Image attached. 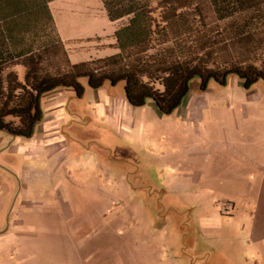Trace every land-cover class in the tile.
<instances>
[{
    "label": "rangeland",
    "instance_id": "1",
    "mask_svg": "<svg viewBox=\"0 0 264 264\" xmlns=\"http://www.w3.org/2000/svg\"><path fill=\"white\" fill-rule=\"evenodd\" d=\"M87 2L98 11L102 8L100 0ZM53 4L55 23L69 25L67 2ZM76 6L73 9L79 10ZM88 19L78 22L79 29L74 30L88 28L85 22L94 20ZM197 82H190L182 102L190 97L195 100L192 106H183L182 113L179 107L169 115L159 113L152 100L140 108L130 106L121 83H104L99 90L86 86L82 98L68 103L77 114L66 110L60 129L63 140L40 150L33 146L32 137L15 136L26 145L19 156L11 151L16 141L8 142L5 131H0V264L260 263L261 256L244 228L250 215L224 217L221 224L211 219L218 208L220 216L233 209L224 196L235 187L223 183L210 192L208 177L196 184L178 175L188 168L182 152L192 148L197 138L209 158L236 165L239 153L248 160L261 159L264 81L246 90L231 75L224 86L211 80L204 91ZM106 88L111 89L114 104L102 98ZM130 110L146 111L142 134L118 126L117 114ZM75 115L85 122H72ZM83 147L87 154L77 155ZM204 162L207 168L209 159ZM229 168L224 161L213 167L221 178L229 176ZM251 183L249 179L240 185L244 195ZM163 192L174 193L175 210L169 212Z\"/></svg>",
    "mask_w": 264,
    "mask_h": 264
},
{
    "label": "trees",
    "instance_id": "2",
    "mask_svg": "<svg viewBox=\"0 0 264 264\" xmlns=\"http://www.w3.org/2000/svg\"><path fill=\"white\" fill-rule=\"evenodd\" d=\"M0 0V131L32 137L41 99L59 89L84 94L122 82L135 108L152 100L162 115L182 104L190 82L204 91L236 76L244 89L264 81V0H100L115 53L71 63L49 4ZM18 68L22 69L19 75Z\"/></svg>",
    "mask_w": 264,
    "mask_h": 264
},
{
    "label": "crops",
    "instance_id": "3",
    "mask_svg": "<svg viewBox=\"0 0 264 264\" xmlns=\"http://www.w3.org/2000/svg\"><path fill=\"white\" fill-rule=\"evenodd\" d=\"M58 1V0H57ZM55 2V1H54ZM51 2L49 4L50 11L52 10V6L54 5ZM62 2H67V22L69 25L63 26L58 25L55 23L56 30L58 32V35L67 51L68 59L71 63H79V62H85L92 59L97 58H103L109 55H112L115 53V49L113 48L114 45V38H113V32L115 28L119 25V22H109L106 18L105 12L103 7L100 11H98L96 8H94L92 5H89L87 0L85 1H77V0H62ZM79 6V10H74L73 8H76L77 5ZM89 6H88V5ZM91 6V8H90ZM90 8L87 12V9ZM78 13V14H76ZM52 14V12H51ZM53 16V15H52ZM94 19L93 22H85L86 27L89 26L86 29L80 30H74L79 29V25L77 24L80 21H89V19ZM54 19V17H53ZM98 22V24H97ZM82 23V22H80ZM90 23V24H89ZM82 26V25H80ZM92 26V27H90ZM68 30L76 31L77 33H71L68 34ZM19 75H22V69L18 68ZM85 80V79H82ZM80 80L82 86L84 87V94L86 92V80L82 81ZM122 84L121 89L124 95V84ZM199 80L197 82L198 89L200 90ZM88 87V86H87ZM105 88V87H103ZM101 88V89H103ZM99 90V89H98ZM105 92L103 93V99L106 100V102H109V104H114L115 97L111 93L110 88L104 89ZM201 91V90H200ZM83 94V95H84ZM82 95V97H83ZM81 97V98H82ZM76 95L74 94V91L71 89H59L55 90L48 95L44 96L40 101V108L42 110V120L36 125L34 128V132L32 134V138L30 139L35 143V145L38 149H43L44 146H52L54 147L56 143L63 140V132L60 130L63 122V117L66 114V110H69L72 114H77L75 111L74 106H68L69 102H72L76 100ZM121 103L123 104V99H121ZM195 100L190 99V97H187L184 104H181L180 107L182 110L180 112L182 113L184 111L183 106H192ZM150 107H154V105L150 104ZM179 108V107H178ZM156 113V112H155ZM117 124L118 126H121L122 128H125L127 131L136 130L141 132L144 131L145 125H147V114L146 111L142 110L139 114H136V112L133 110L127 111L126 113H118L117 114ZM157 115V114H156ZM159 118L160 116L158 115ZM138 119V120H137ZM89 120V119H88ZM250 120H254L255 118H251ZM151 120L148 123V126H152ZM155 121V120H154ZM72 122L75 124H83L85 121L83 118H79L77 115L72 118ZM156 125H157V121ZM138 126V128H135ZM254 128H257L259 125L254 122L252 124ZM152 128V127H151ZM150 128V130H151ZM152 131V130H151ZM254 129V135H257V132ZM5 135V139L10 142V140L16 141V143L12 146L11 151L13 152V156L16 154L19 156V153L26 152V145L22 144L21 140L19 138H14V136L3 132ZM197 136V135H196ZM3 140V139H1ZM203 140V139H202ZM201 139L197 138L195 139L194 146H191L187 149H185L182 153L183 156H181L182 159H187L186 162H188V168H185L184 171L181 172V175L179 179H183L184 181L191 180L195 182L196 184H199V182H204V180L200 181V179L203 177H208L210 182H212L209 185V188H207L208 191L212 192L214 190L220 189V184L223 183H231L232 187H235L231 190V192L227 191L228 195H225V202L228 201L233 204V209L230 212H227L226 216H220L218 215L219 208L215 210V212L211 215V219L215 221H221L224 217L231 216V219H234L236 215L240 216L243 213L250 215L249 225L245 226V231L248 232V238L250 240V244L256 248L258 256H261V262L258 264H264V153H262L261 159L259 160H248L247 158H242V153L238 154V160L235 161L233 164L232 161H225L220 160L218 157H206L207 152H204V150L199 146L201 145ZM200 142V143H199ZM204 143V142H203ZM202 143V145H203ZM197 145V146H195ZM249 145V144H247ZM245 144V146H247ZM11 147V143H9V148ZM240 147V146H239ZM244 146L241 145V149ZM248 147V146H247ZM247 147L243 148L246 149ZM260 150H264V147H261ZM1 153V150H0ZM87 154V149L83 147L82 152L78 153L77 155H85ZM118 156L119 154H122L121 152H117ZM11 157V156H10ZM206 158L209 159V163L207 164V168L203 167L204 160ZM259 158V157H258ZM12 159V157H11ZM214 159V160H213ZM85 160H88L87 157ZM225 162L230 168L229 176L224 178L220 177V174L215 173L213 167L218 166L222 162ZM242 161V162H241ZM232 163V164H231ZM217 164V165H216ZM192 165V168L190 167ZM203 167V169H201ZM210 167V168H209ZM247 168H251L252 170H246ZM55 169V167L53 168ZM205 169V170H204ZM245 171V172H244ZM53 176L57 175V171H53ZM248 172L250 175V178H248ZM252 181L250 189L247 191V193L244 195V192L240 191V185L243 183L247 184L248 180ZM181 182V181H178ZM224 193V190H223ZM162 198L164 199V202L166 203L167 209L170 211L175 210L176 207V200L174 197V193L170 192V194H166L163 192ZM172 195V196H171ZM179 195V194H178ZM200 196V195H199ZM244 198V199H243ZM176 199H179V197H176ZM210 205V204H209ZM175 206V207H173ZM214 207V206H213ZM247 227V230H246ZM243 228V230H244ZM242 230V228H241ZM227 257V255H226ZM228 258V257H227ZM211 262V261H210ZM218 262V261H217ZM212 263H216V261H212ZM218 264H222V261Z\"/></svg>",
    "mask_w": 264,
    "mask_h": 264
},
{
    "label": "built area",
    "instance_id": "4",
    "mask_svg": "<svg viewBox=\"0 0 264 264\" xmlns=\"http://www.w3.org/2000/svg\"><path fill=\"white\" fill-rule=\"evenodd\" d=\"M229 209V206L228 205H226L225 206V211H227Z\"/></svg>",
    "mask_w": 264,
    "mask_h": 264
}]
</instances>
